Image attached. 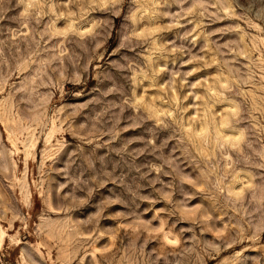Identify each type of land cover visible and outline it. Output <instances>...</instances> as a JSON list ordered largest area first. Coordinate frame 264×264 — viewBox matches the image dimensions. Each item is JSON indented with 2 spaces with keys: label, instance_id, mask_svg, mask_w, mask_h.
Returning a JSON list of instances; mask_svg holds the SVG:
<instances>
[{
  "label": "rangeland",
  "instance_id": "obj_1",
  "mask_svg": "<svg viewBox=\"0 0 264 264\" xmlns=\"http://www.w3.org/2000/svg\"><path fill=\"white\" fill-rule=\"evenodd\" d=\"M0 264H264V0H0Z\"/></svg>",
  "mask_w": 264,
  "mask_h": 264
},
{
  "label": "bare ground",
  "instance_id": "obj_2",
  "mask_svg": "<svg viewBox=\"0 0 264 264\" xmlns=\"http://www.w3.org/2000/svg\"><path fill=\"white\" fill-rule=\"evenodd\" d=\"M219 127V126H218ZM218 133V132H217ZM232 136V135H231ZM237 136V135H236ZM239 141V140H238ZM240 149V148H239ZM263 155V154H262ZM261 156V155H260ZM261 157H263V156H261ZM233 192V191H232ZM236 196H238V195H236Z\"/></svg>",
  "mask_w": 264,
  "mask_h": 264
}]
</instances>
